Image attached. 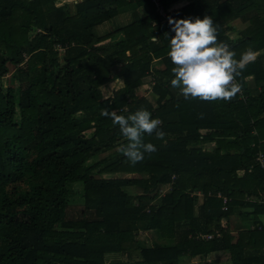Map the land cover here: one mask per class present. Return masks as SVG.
<instances>
[{"label":"trees","instance_id":"trees-1","mask_svg":"<svg viewBox=\"0 0 264 264\" xmlns=\"http://www.w3.org/2000/svg\"><path fill=\"white\" fill-rule=\"evenodd\" d=\"M159 4L165 19L153 0H0V81L13 68L16 82L0 86V264H221L208 260L216 254L264 264V0ZM129 11L128 23L99 34ZM205 16L235 59L256 53L228 100L170 86L167 20ZM116 78L123 87L105 97ZM148 78L155 104L136 93ZM139 109L160 120L141 139L157 150L132 163L128 138L102 112ZM73 185L82 187L76 215ZM235 215L252 225L207 239L210 218ZM149 232L152 245L139 240Z\"/></svg>","mask_w":264,"mask_h":264},{"label":"clouds","instance_id":"clouds-1","mask_svg":"<svg viewBox=\"0 0 264 264\" xmlns=\"http://www.w3.org/2000/svg\"><path fill=\"white\" fill-rule=\"evenodd\" d=\"M168 24L174 33L168 38L167 51L175 65L171 69V87L178 88L184 98L202 100H228L240 91L235 76L256 58L253 50L247 49L235 59V53L225 43L217 42L216 28L208 16L202 19L169 17ZM102 115L110 117L113 124L119 126L120 133L128 138L122 150L132 163L143 159L144 153L157 150L152 143H141L142 135L151 134L160 124L159 119L151 118L149 111L139 109L124 116L104 110ZM156 136L162 138L164 133L157 130Z\"/></svg>","mask_w":264,"mask_h":264},{"label":"rangeland","instance_id":"rangeland-1","mask_svg":"<svg viewBox=\"0 0 264 264\" xmlns=\"http://www.w3.org/2000/svg\"><path fill=\"white\" fill-rule=\"evenodd\" d=\"M78 1V0H62V3H69V5H71V8H73L74 3ZM131 19V12H126L124 14H122L119 18L117 23L113 25L111 24H105L101 27L98 28V32L99 34L103 35L107 32H110L111 30H113L115 28V26L118 25H124L126 23L129 22V20ZM237 23L239 24V21H237ZM123 39V35H118L116 36L113 40L114 41H119ZM119 71L113 73V77L118 74ZM120 77V76H117ZM145 84L143 87H140L136 90V93L139 97H146L147 99H149L153 104L156 103V95H154L152 93V83H154L155 81L150 80V78L144 80ZM6 87H15L16 86V82L13 79V68H10V72L9 74L0 81V86ZM22 87L24 88L25 85H22ZM123 87V79L122 78H116L114 79V81H112L111 83L105 85L102 87V91L105 97H109L112 96L116 91H118L119 89H121ZM151 87V89H150ZM93 131L91 132H87L86 136L87 137H92L93 136ZM135 176V175H134ZM133 174H112V175H104V178H130V177H134ZM139 175L137 174L136 177H138ZM81 185H73L70 189V196H69V211L72 215H76L82 208H83V200H82V196L80 194L81 191ZM167 189L163 188L162 192L163 194L166 193ZM129 192L133 195H136L139 192V189L136 188H130ZM199 198H202V196L200 195ZM202 202H199V204ZM139 240H141L144 243H148L149 245H152L153 243H155L156 241H158V236L157 234H155L154 232H149V233H143L140 234L139 236ZM136 255H134L133 258H135ZM126 259L127 257H121V256H116V255H111L108 256L107 260L108 261H114L117 259ZM208 260L211 261H215V262H219L221 264H229L230 258L229 255L226 254H216V255H212L208 258ZM199 260L198 259H183L182 260V264H191V263H197Z\"/></svg>","mask_w":264,"mask_h":264},{"label":"crops","instance_id":"crops-1","mask_svg":"<svg viewBox=\"0 0 264 264\" xmlns=\"http://www.w3.org/2000/svg\"><path fill=\"white\" fill-rule=\"evenodd\" d=\"M199 202H202V198H199ZM251 225V222H243L239 215L233 217L210 218L208 220V236L214 237L221 236L225 233H240L248 229ZM261 226L264 228V216L261 218Z\"/></svg>","mask_w":264,"mask_h":264},{"label":"built area","instance_id":"built-area-1","mask_svg":"<svg viewBox=\"0 0 264 264\" xmlns=\"http://www.w3.org/2000/svg\"><path fill=\"white\" fill-rule=\"evenodd\" d=\"M153 1L156 3V5H157V7H158V12H159L160 15L165 19L167 13H166L164 7H162V6L159 4V0H153ZM167 22H168V20H167ZM257 161H258V163H260V164L262 165V168L264 169V154H263V153H260V154H259ZM219 197H221V196L219 195ZM227 200H228V199H226V198L224 199V203H225V204H226ZM226 209H227V208L225 207V210H226ZM206 237H207V239H208V238H211V237H209V236H206Z\"/></svg>","mask_w":264,"mask_h":264}]
</instances>
